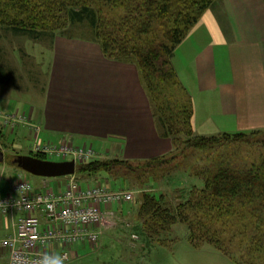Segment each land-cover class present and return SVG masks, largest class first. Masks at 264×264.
<instances>
[{
	"label": "rangeland",
	"instance_id": "obj_1",
	"mask_svg": "<svg viewBox=\"0 0 264 264\" xmlns=\"http://www.w3.org/2000/svg\"><path fill=\"white\" fill-rule=\"evenodd\" d=\"M234 3L237 5V0ZM225 5L226 0H216L205 12L211 10L213 13H219L221 11L219 7H225ZM255 6L264 9L263 0H259V4L254 3ZM111 15L106 11L101 18L105 23L110 24L112 23ZM118 65H123L125 68L117 67ZM104 67L107 71L106 77L102 74ZM118 69L119 71L125 70L132 76L138 75L149 107L148 115L151 117L148 118L151 122L149 125L151 130L155 127L157 135L166 140V146L168 145L170 148L168 153L154 157L130 158L135 154L131 148L134 137L121 135L116 129H110L105 135L100 133L105 137H93L96 138L94 140L72 133L66 135L55 133V137L50 135L51 138L48 135H43L44 128L40 123H36L39 119L37 116L51 114L50 111H44L45 105L50 101H55V125L61 123L74 126L77 132L90 130L99 133L98 128L108 125L117 126L118 123H121L118 119L120 115L130 118L131 112H121L123 106L119 97L125 95L127 90L123 89V85L120 87L121 79L116 71ZM85 73L90 76L86 81L93 77L94 80L101 82L97 85L99 87L86 84L84 92ZM102 86L104 89L106 87V92ZM84 100L96 102L92 103L87 116L84 115V108L81 107L87 106V104H83L86 103ZM106 100L109 103L108 107L105 106ZM10 101L32 104L30 106L32 108H35L34 104L39 107L37 112H33L30 111V107L26 106L30 113L10 111V107H7L11 106ZM62 101L68 102L67 112L65 110L62 112L58 107ZM13 103L12 105L15 106ZM39 103L41 106L38 105ZM92 108L97 110V114H93ZM153 112L158 116L148 100L135 63L119 62L105 57L100 45L94 40L92 30L86 24L73 25L62 33H47L39 38L14 34L0 26V132L3 133L4 128L8 129L5 131L8 132V135L4 134L5 144L0 143L3 155H6L9 160H14L17 156L41 155L44 160L74 161L76 172L69 178L77 180L79 185L82 186V182H90L94 185L121 189L132 194L130 203L118 205L114 209V215H109L105 219L104 225H107L109 230L102 238L105 246L79 257L75 263L71 264H235L232 258L225 256L209 244L192 246L188 242L186 229L181 224L174 226L172 235L160 242L151 241L142 230L138 208L144 192L151 193L156 198L164 195L165 203L174 207L179 201L186 198L191 189L199 188L202 185V180L194 176V170L203 168L207 162L208 165L215 158L217 152L222 151V146L228 145L226 143L215 145L212 151L207 152L183 149L181 153L173 156L171 140L159 135L160 123L158 124L157 118H154ZM69 115L75 116V118H70ZM74 121L77 125L73 124ZM5 123L8 126H5ZM215 123L219 126L217 121ZM217 130L211 135L204 136L264 131L253 130L241 125L235 127L233 122L227 129L223 130L222 127H218ZM100 131H104V129ZM144 135L141 136L142 140L146 138ZM193 136L202 135L193 132ZM82 139L88 141L83 142ZM261 140H264V133L247 136L248 145L239 147L242 157H258L259 148L256 143ZM39 146L43 148H39ZM62 147L70 150V153L65 155L63 151L57 156L58 154L55 152ZM220 147L222 148L220 149ZM82 149H90L93 153L92 156L80 159L77 155L82 152ZM227 149L225 151H233L230 148ZM159 157H163L167 164L157 166V168L154 166L142 168L146 160ZM93 160L126 162L116 164L113 167L112 175L103 172L92 176L79 175V167ZM7 169L20 171L14 164L9 165ZM21 173L25 175L26 181L31 186L41 179V177L30 175L24 171ZM152 176L154 178L150 180ZM131 242H136V247H131Z\"/></svg>",
	"mask_w": 264,
	"mask_h": 264
},
{
	"label": "trees",
	"instance_id": "obj_2",
	"mask_svg": "<svg viewBox=\"0 0 264 264\" xmlns=\"http://www.w3.org/2000/svg\"><path fill=\"white\" fill-rule=\"evenodd\" d=\"M215 2L0 0V26L14 34L39 38L86 24L105 57L135 63L148 100L157 112L158 116L154 112L153 116L160 123L159 135L171 140L173 156L183 149L207 152L215 145L228 144L220 147L222 151L208 165L207 162L203 168L194 170V176L202 180L199 188L191 189L174 207L165 203L164 195L156 198L144 192L138 217L151 241L166 239L172 235L174 226L181 224L194 247L209 244L235 264H264V140L256 143L258 157L243 158L239 149L240 145H248L247 136L264 131L193 136L192 102L171 64L176 48ZM106 11L112 14L110 24L101 18ZM4 134L0 132L2 145ZM224 147L236 149L235 156ZM33 157L44 160L41 155ZM14 160L7 159L0 147V164L16 166ZM124 162L93 160L82 164L78 174L112 175L113 167ZM164 164L165 159L159 157L146 160L142 168Z\"/></svg>",
	"mask_w": 264,
	"mask_h": 264
},
{
	"label": "crops",
	"instance_id": "obj_3",
	"mask_svg": "<svg viewBox=\"0 0 264 264\" xmlns=\"http://www.w3.org/2000/svg\"><path fill=\"white\" fill-rule=\"evenodd\" d=\"M234 2L235 0H226L225 7H219L221 10L219 13H213L211 10L205 12L171 57V64L178 80L192 102L194 132H198L202 136L215 133L218 131V127H222L223 130L227 129L232 125V122L235 127L241 125L253 130H264V9L254 7V3L259 4V0L253 2L251 0H237V5H234ZM54 65L53 58V68ZM117 67L125 68L123 65ZM116 71L119 74L117 76L121 79L120 87L123 85V89L127 90L125 95L119 97L123 106L121 112H131L130 118L120 115L118 119L121 123H118L117 126L108 125L104 128H98L99 133L90 130L77 132L74 126L61 123L55 125V101H48L44 111H50L51 114L38 115L37 118L40 120L36 118V123H40L44 128L43 135L55 137V133L63 135L72 133L73 135H82L83 138L87 136V138L94 140L96 138L93 137H105L103 135L110 129H116L121 135L134 137L131 148L135 154L130 158L154 157L168 153L170 148L168 145L166 146V140L160 138L155 132V127L151 130L149 125L151 123L148 120L151 118L148 115L149 107L138 75H129L127 71L122 69ZM106 72L104 67L102 74L105 77ZM84 77V92L86 84L96 87L101 83L94 80L93 77L86 81L90 77L86 73ZM104 90L106 92V87ZM16 102L10 101L11 106H7L10 107V111L30 113V111L37 112L39 107L34 104L35 108H32L30 107L32 104ZM92 103L96 102L86 101L83 103L87 104V106H81L84 108V115L89 114ZM108 105L106 100L105 106L108 107ZM26 106L30 107L31 110L29 111ZM67 106L68 102L62 101L58 107L63 112L66 111ZM78 111L82 113V111ZM92 111L93 114H97L96 109L92 108ZM69 117L75 118L71 115ZM215 121L219 123V126L216 125ZM73 124L77 125L75 121ZM72 127L74 128L72 129ZM101 129L104 131H100ZM4 130L7 131L8 129L4 128ZM6 134L8 135V132H5ZM144 134L146 138L142 140L141 136ZM81 141L88 140L82 139ZM9 165L12 164L7 162L0 164V197L13 194V186L18 180H27L25 175L21 173L23 172L21 169V172L7 169ZM69 179V177L41 178L32 187L38 192L64 190ZM85 184L82 182L83 186ZM117 207L118 205L108 207L105 210L107 211L105 219L109 215H114V209ZM19 217L20 214L18 213L0 215V238H7L15 233ZM104 223L105 220L102 225L96 227L99 234L98 240L94 243H84L78 246L75 253L71 255L69 264L75 263L79 257L105 246L102 238L109 230ZM130 245L136 247V242H131ZM0 264H9L8 254L4 250H0Z\"/></svg>",
	"mask_w": 264,
	"mask_h": 264
},
{
	"label": "built area",
	"instance_id": "obj_4",
	"mask_svg": "<svg viewBox=\"0 0 264 264\" xmlns=\"http://www.w3.org/2000/svg\"><path fill=\"white\" fill-rule=\"evenodd\" d=\"M63 151L70 153L63 147L55 153L59 156ZM81 151L80 159L93 154L90 149ZM131 201L130 192L89 183L81 186L74 178L64 190L45 192L20 179L13 194L0 197V215L20 214L15 233L0 238V250L7 252L9 264H37L45 254L62 256L68 264L78 246L98 240L96 227L103 224L105 210Z\"/></svg>",
	"mask_w": 264,
	"mask_h": 264
},
{
	"label": "water",
	"instance_id": "obj_5",
	"mask_svg": "<svg viewBox=\"0 0 264 264\" xmlns=\"http://www.w3.org/2000/svg\"><path fill=\"white\" fill-rule=\"evenodd\" d=\"M14 163L22 171L41 178L67 177L76 172L74 161L52 162L32 156H17Z\"/></svg>",
	"mask_w": 264,
	"mask_h": 264
},
{
	"label": "clouds",
	"instance_id": "obj_6",
	"mask_svg": "<svg viewBox=\"0 0 264 264\" xmlns=\"http://www.w3.org/2000/svg\"><path fill=\"white\" fill-rule=\"evenodd\" d=\"M37 264H65V259L59 255L45 254L37 261Z\"/></svg>",
	"mask_w": 264,
	"mask_h": 264
}]
</instances>
